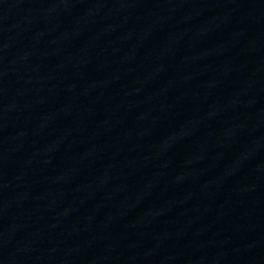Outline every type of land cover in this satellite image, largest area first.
Wrapping results in <instances>:
<instances>
[{
  "label": "water",
  "instance_id": "water-1",
  "mask_svg": "<svg viewBox=\"0 0 264 264\" xmlns=\"http://www.w3.org/2000/svg\"><path fill=\"white\" fill-rule=\"evenodd\" d=\"M61 264H264V23L136 161Z\"/></svg>",
  "mask_w": 264,
  "mask_h": 264
}]
</instances>
